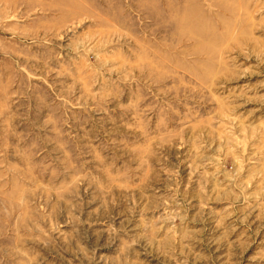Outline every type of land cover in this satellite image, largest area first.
<instances>
[{"label":"rangeland","instance_id":"rangeland-1","mask_svg":"<svg viewBox=\"0 0 264 264\" xmlns=\"http://www.w3.org/2000/svg\"><path fill=\"white\" fill-rule=\"evenodd\" d=\"M0 264H264V0H0Z\"/></svg>","mask_w":264,"mask_h":264}]
</instances>
